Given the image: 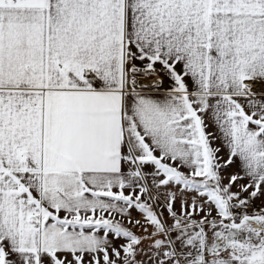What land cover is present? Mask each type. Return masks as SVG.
<instances>
[{
	"label": "snow or ice",
	"instance_id": "snow-or-ice-1",
	"mask_svg": "<svg viewBox=\"0 0 264 264\" xmlns=\"http://www.w3.org/2000/svg\"><path fill=\"white\" fill-rule=\"evenodd\" d=\"M0 264H264V0H0Z\"/></svg>",
	"mask_w": 264,
	"mask_h": 264
},
{
	"label": "crops",
	"instance_id": "crops-1",
	"mask_svg": "<svg viewBox=\"0 0 264 264\" xmlns=\"http://www.w3.org/2000/svg\"><path fill=\"white\" fill-rule=\"evenodd\" d=\"M234 171H235V166H233V167H231V168L228 169V172H234Z\"/></svg>",
	"mask_w": 264,
	"mask_h": 264
},
{
	"label": "rangeland",
	"instance_id": "rangeland-1",
	"mask_svg": "<svg viewBox=\"0 0 264 264\" xmlns=\"http://www.w3.org/2000/svg\"><path fill=\"white\" fill-rule=\"evenodd\" d=\"M259 203H260V201H259V200H257V201H256V204H257V205H259Z\"/></svg>",
	"mask_w": 264,
	"mask_h": 264
}]
</instances>
